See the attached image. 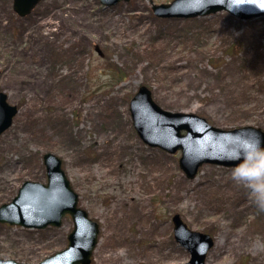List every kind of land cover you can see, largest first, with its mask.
Wrapping results in <instances>:
<instances>
[{
  "label": "rangeland",
  "instance_id": "1",
  "mask_svg": "<svg viewBox=\"0 0 264 264\" xmlns=\"http://www.w3.org/2000/svg\"><path fill=\"white\" fill-rule=\"evenodd\" d=\"M11 1L0 0V91L18 110L0 136V204L24 181L46 182L51 152L98 223L90 264H183L175 213L213 237L205 264H264V210L233 167L204 164L187 179L179 152L138 137L128 107L146 85L164 110L264 130V17L159 19L151 3L171 0H43L21 18ZM71 229L67 215L42 230L0 223V259L37 264Z\"/></svg>",
  "mask_w": 264,
  "mask_h": 264
},
{
  "label": "water",
  "instance_id": "2",
  "mask_svg": "<svg viewBox=\"0 0 264 264\" xmlns=\"http://www.w3.org/2000/svg\"><path fill=\"white\" fill-rule=\"evenodd\" d=\"M42 0H12L17 16L29 14ZM103 6H114L121 1L97 0ZM158 18H193L227 11L241 20L264 16V0H171L170 3H151ZM132 126L138 137L148 146L166 153L179 151L178 166L187 179L196 176L200 166L212 164L232 168L239 163L234 158L244 150L243 142L257 136L264 144V131L255 126H241L225 130L211 125L193 113L171 112L153 101L146 85L140 86L129 102ZM17 107L7 102V94L0 91V135L12 123ZM46 183L24 181L10 202L0 204V223L43 229L57 227L64 215L72 220L65 248L44 257L38 264H89L97 243L99 226L78 205V195L61 168L60 159L44 153ZM174 241L189 254L183 264H205L214 242L210 234L190 230L178 213L171 216ZM0 264H28L14 259H0Z\"/></svg>",
  "mask_w": 264,
  "mask_h": 264
},
{
  "label": "clouds",
  "instance_id": "3",
  "mask_svg": "<svg viewBox=\"0 0 264 264\" xmlns=\"http://www.w3.org/2000/svg\"><path fill=\"white\" fill-rule=\"evenodd\" d=\"M248 144L234 157L239 163L232 168L231 175L250 190L257 207L264 210V144L258 136L248 140Z\"/></svg>",
  "mask_w": 264,
  "mask_h": 264
},
{
  "label": "snow or ice",
  "instance_id": "4",
  "mask_svg": "<svg viewBox=\"0 0 264 264\" xmlns=\"http://www.w3.org/2000/svg\"><path fill=\"white\" fill-rule=\"evenodd\" d=\"M243 146H244V147H248V146H250V145L248 144V141H244V142H243Z\"/></svg>",
  "mask_w": 264,
  "mask_h": 264
}]
</instances>
